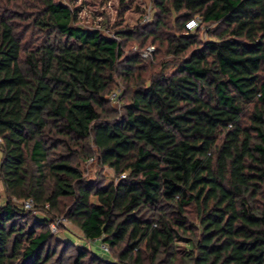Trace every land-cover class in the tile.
<instances>
[{
    "label": "trees",
    "instance_id": "16d2710c",
    "mask_svg": "<svg viewBox=\"0 0 264 264\" xmlns=\"http://www.w3.org/2000/svg\"><path fill=\"white\" fill-rule=\"evenodd\" d=\"M17 1L0 0V264H62L58 249L69 264H264V0H153L113 36L66 3ZM194 17L206 38L186 31ZM155 44L173 62L140 57ZM71 155L116 181L83 179ZM62 210L84 239L122 244L117 262L53 235Z\"/></svg>",
    "mask_w": 264,
    "mask_h": 264
},
{
    "label": "rangeland",
    "instance_id": "374dc122",
    "mask_svg": "<svg viewBox=\"0 0 264 264\" xmlns=\"http://www.w3.org/2000/svg\"><path fill=\"white\" fill-rule=\"evenodd\" d=\"M32 0H23L22 2H31ZM59 1L60 3H66L70 7L74 8L77 10V19H78V24H80L82 27L86 28H93V27H104L105 25H108V32H110V35L113 36L114 31L117 30H128L132 31L136 25H141L143 23L148 22L149 20L152 19L153 16V0H56ZM21 1H17L15 5V8L17 11L21 12L25 10L26 5L24 3V6ZM32 6L35 3H38V1L33 0ZM39 4V3H38ZM10 9V8H9ZM13 9V8H12ZM145 11H148V15H144ZM20 24V29L24 28L25 30H28L26 32V35L30 36V39H34L38 37L39 39H43L44 34L37 33L36 30L32 27L29 26H24L26 24V21H29L28 19H25V21L22 20H16ZM200 22V20H199ZM31 28V29H30ZM198 28L202 32L201 37L206 38L204 35V28L201 25H198ZM107 32V31H104ZM116 37V36H115ZM118 42L121 43L123 47V52L124 54H129V51H135L137 50V45L140 40V37H137L136 39H121L118 38ZM23 42H26V39L23 40ZM156 46H159L158 44L153 45H148L146 46L143 50H145L147 47H152L154 50ZM159 51V52H158ZM156 51V55L152 56L153 60L150 63L152 66L155 65L157 60L160 62H173L174 59L171 57L164 55L165 48L159 46V50ZM152 54V53H151ZM145 61L144 64H146L147 67L149 62ZM152 67H149L147 72L149 73ZM156 69V68H155ZM169 69H172L171 66H169ZM145 75V74H144ZM126 85V82H124V76L119 75L118 77L114 78V82L109 86V91L106 93L105 97L111 98L113 100H110V104L114 109L119 108V102H118V97L123 94V89L124 86ZM126 87V86H125ZM117 97V99H116ZM128 98H126V95L122 99V103L127 102ZM88 147V145H87ZM89 147L91 148V142L89 144ZM58 151H62V149H58ZM63 152V151H62ZM61 152V153H62ZM71 161L78 166L80 171L82 172L83 179L87 181L95 180V178H99L101 183L104 185L115 182L116 181V176L113 173L111 169L108 167L104 166L101 167L98 165V163L95 161V158H89V159H83L80 155H71ZM123 177V176H122ZM98 181V180H97ZM5 194L3 190V186L0 182V205L4 204L5 202ZM92 201L95 199L92 198ZM12 202L16 204L15 202L21 203L22 201H14L12 199ZM61 204H64L65 207L67 204L65 201H60ZM35 209V210H34ZM32 213L36 217L43 218L44 213L39 209L37 210L34 203L32 206ZM29 210V211H31ZM65 213V210H62V213H58L54 215L53 223L55 225V231L52 233L55 235L57 238H59L62 241H69L75 246H83L91 249L99 258L104 259L109 262H117V254L123 249V245L121 244L119 247L113 250H109L108 252H103L101 250V243H103L100 240L93 242V241H88L82 237L81 232L76 228V226L66 219L63 215ZM43 215V216H42ZM56 223V224H55ZM176 245V250L178 252H181L183 247L185 246L184 242L177 243ZM56 254L53 257V260L58 259V257L62 254L63 256H60L61 258V263L62 264H69L70 260L69 255L71 251H68L66 253H61V251L58 249L55 251ZM88 264H94L93 262H88Z\"/></svg>",
    "mask_w": 264,
    "mask_h": 264
},
{
    "label": "built area",
    "instance_id": "2783aa9c",
    "mask_svg": "<svg viewBox=\"0 0 264 264\" xmlns=\"http://www.w3.org/2000/svg\"><path fill=\"white\" fill-rule=\"evenodd\" d=\"M143 14L148 15V11H145V13H143ZM198 23H199V18L194 17V18H191L188 21H186V23L184 24V27H185L187 32H193L198 27ZM153 51H154V49L152 47H147L145 50L141 51L139 55L141 58H146V57L150 56ZM108 99L113 100L111 98H108ZM116 99H117V97H116ZM15 203L22 210H26V211L31 210L32 206H33V201L31 199L24 200L21 203H18V202H15ZM53 221H54V219H52V221L49 224V230L51 233H53L56 229ZM93 242H96V241H93ZM100 245H101L100 246L101 250L103 252H108V246L105 243H101Z\"/></svg>",
    "mask_w": 264,
    "mask_h": 264
}]
</instances>
